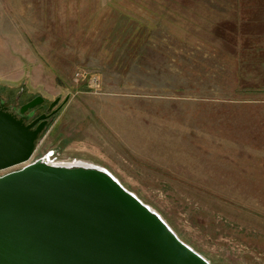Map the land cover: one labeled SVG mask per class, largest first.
<instances>
[{"label":"rangeland","instance_id":"rangeland-1","mask_svg":"<svg viewBox=\"0 0 264 264\" xmlns=\"http://www.w3.org/2000/svg\"><path fill=\"white\" fill-rule=\"evenodd\" d=\"M262 2L0 0L4 106H61L30 162L104 167L212 264H264Z\"/></svg>","mask_w":264,"mask_h":264},{"label":"water","instance_id":"water-1","mask_svg":"<svg viewBox=\"0 0 264 264\" xmlns=\"http://www.w3.org/2000/svg\"><path fill=\"white\" fill-rule=\"evenodd\" d=\"M0 98V264H212L108 169L30 162L47 121ZM57 101L52 104L55 105Z\"/></svg>","mask_w":264,"mask_h":264},{"label":"crops","instance_id":"crops-1","mask_svg":"<svg viewBox=\"0 0 264 264\" xmlns=\"http://www.w3.org/2000/svg\"><path fill=\"white\" fill-rule=\"evenodd\" d=\"M262 5H264V2H262ZM9 34L13 35V32H9L8 34L4 33L5 36ZM261 41H263L264 43V36ZM7 46L8 44L6 42L3 43V41H0V54L5 53L4 56L0 55V78L18 80L20 79V76H22L21 68L23 66L19 61L16 60L14 62L15 64L14 63L10 64L8 58H5L6 57L5 51H7Z\"/></svg>","mask_w":264,"mask_h":264},{"label":"flooded vegetation","instance_id":"flooded-vegetation-1","mask_svg":"<svg viewBox=\"0 0 264 264\" xmlns=\"http://www.w3.org/2000/svg\"><path fill=\"white\" fill-rule=\"evenodd\" d=\"M37 97L38 96H36L35 98L31 99L30 101L36 99ZM45 102L46 101L44 100V102L41 105H39V106H37V107H35L34 109H31V110H35L37 108H42L44 110L42 112H44V113H42L41 115H45L46 116L45 120L48 122L57 113V111L60 109L61 106H58V103L52 106V103H50L48 105V107H46L45 106Z\"/></svg>","mask_w":264,"mask_h":264},{"label":"built area","instance_id":"built-area-1","mask_svg":"<svg viewBox=\"0 0 264 264\" xmlns=\"http://www.w3.org/2000/svg\"><path fill=\"white\" fill-rule=\"evenodd\" d=\"M53 154L50 153L48 154L47 156L45 157H41L42 159H45V160H49V161H52V162H60V160L56 159V158H53ZM40 159V158H39Z\"/></svg>","mask_w":264,"mask_h":264},{"label":"bare ground","instance_id":"bare-ground-1","mask_svg":"<svg viewBox=\"0 0 264 264\" xmlns=\"http://www.w3.org/2000/svg\"><path fill=\"white\" fill-rule=\"evenodd\" d=\"M85 164H87L88 166H94V165H91V164H88V163H85Z\"/></svg>","mask_w":264,"mask_h":264}]
</instances>
